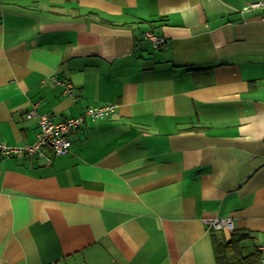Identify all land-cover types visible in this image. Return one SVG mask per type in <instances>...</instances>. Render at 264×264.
I'll use <instances>...</instances> for the list:
<instances>
[{
  "label": "crops",
  "instance_id": "obj_1",
  "mask_svg": "<svg viewBox=\"0 0 264 264\" xmlns=\"http://www.w3.org/2000/svg\"><path fill=\"white\" fill-rule=\"evenodd\" d=\"M258 1L0 0V143L35 142L33 105L55 122L116 105L49 163L0 155V264H221L232 233L229 264L261 253Z\"/></svg>",
  "mask_w": 264,
  "mask_h": 264
},
{
  "label": "built area",
  "instance_id": "obj_2",
  "mask_svg": "<svg viewBox=\"0 0 264 264\" xmlns=\"http://www.w3.org/2000/svg\"><path fill=\"white\" fill-rule=\"evenodd\" d=\"M250 7L258 8L264 7V0L253 2L249 4ZM148 37L153 40L155 45L161 44L164 38L153 34H148ZM55 82L64 84L69 88V84L65 81ZM116 113V105L113 103L105 104L99 107H88L85 113L76 118H66L63 121L55 122L46 114H39L36 111L35 105L27 112V117L38 116V131L36 133V140L32 144H24L21 146H9L0 143V155H10L12 153H25L28 155L45 156L46 162L49 163L51 158L44 152L45 147H49L54 155H63L69 152L71 142L67 134L79 127L85 117L92 120L108 117ZM203 223L213 229L233 230V222L231 218L226 217H204ZM261 253L257 264H264V244L260 247Z\"/></svg>",
  "mask_w": 264,
  "mask_h": 264
},
{
  "label": "trees",
  "instance_id": "obj_3",
  "mask_svg": "<svg viewBox=\"0 0 264 264\" xmlns=\"http://www.w3.org/2000/svg\"><path fill=\"white\" fill-rule=\"evenodd\" d=\"M231 236H232L231 239L228 242H226V244L223 247H220L219 246V249H217V255H218L217 257L219 258V263L221 262V264H229V260H228L229 259L228 258V256H229V249L228 248H231L233 250L236 249V248H238V246H237V244L235 242V240H236V238L234 237L235 236V233H232ZM215 237H216V235L214 236V240H216ZM232 240H233V242H232ZM259 255H260V252H258L257 255H256L255 252L248 254L245 257L247 264L256 263L257 260L260 257Z\"/></svg>",
  "mask_w": 264,
  "mask_h": 264
}]
</instances>
